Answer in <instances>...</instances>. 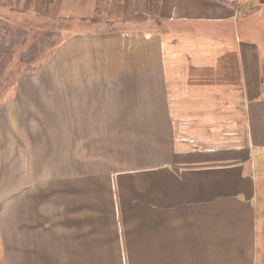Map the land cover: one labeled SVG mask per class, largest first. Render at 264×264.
<instances>
[{"label": "crops", "instance_id": "0c3cea01", "mask_svg": "<svg viewBox=\"0 0 264 264\" xmlns=\"http://www.w3.org/2000/svg\"><path fill=\"white\" fill-rule=\"evenodd\" d=\"M73 1L81 2L62 1L60 16L86 25L87 31L81 33L84 28H80L81 35L76 36V44L69 48L78 58L70 67V76L56 83L59 86L63 82L64 89L73 95L71 108L78 118L71 130L72 144L68 149L71 175H62L57 181L58 198L69 208L68 212L76 214L79 187L84 186L86 177L93 172L86 168L79 175V165H87L84 158L89 157L88 151L91 157L94 155L93 118L117 115L115 107L111 109L107 103L115 99L112 96H118L120 110L133 109L136 113L131 114L136 117L142 116L140 102L144 101L149 106L146 116L151 119L150 157L161 171L151 176V232L146 231L149 235L141 239V252L145 254L121 251L110 254V247L96 254L89 253L94 243L102 244L105 249V243L111 241L108 222L85 218L50 220L51 217L45 221L16 223L10 226V235L0 223V238L6 247L5 262L0 252L2 264H11L5 235L9 244L12 239L16 245L35 246V252L25 254L28 264H153L156 260H161V264L181 261L192 264L188 251L192 253L191 247L201 248L195 237V225L208 228L210 237L215 238L213 245H207L211 256L206 259L224 264H255L258 234L253 225L258 196L254 177L250 175H254L251 165L255 164L250 150L261 144L264 148V137L255 135V113L246 103L245 80L246 107L241 112H246V124H242L239 109L234 105V89L230 86L234 81L231 69L226 75L231 62L221 57L222 52L236 49L241 59L234 65L243 69L246 66L244 52L237 45L242 0H162L153 28L128 26L120 33L90 28L92 15L84 13L83 8L72 13ZM257 2L264 4V0ZM120 47L124 51L119 59L111 50L119 51ZM120 73L130 80L128 85L120 80L116 82L115 76ZM132 90L134 95L130 94ZM257 131L262 132L259 128ZM82 145L88 151H83ZM260 154L263 155V150ZM36 186H39L38 194L48 188L47 183H31L32 188ZM155 190L160 197L157 203ZM73 199L74 210L68 204ZM80 211L84 207L77 214ZM184 238L189 241L188 247L184 246ZM111 257L113 260L108 262Z\"/></svg>", "mask_w": 264, "mask_h": 264}, {"label": "rangeland", "instance_id": "374dc122", "mask_svg": "<svg viewBox=\"0 0 264 264\" xmlns=\"http://www.w3.org/2000/svg\"><path fill=\"white\" fill-rule=\"evenodd\" d=\"M40 1L37 0V4ZM80 1H73L70 4L72 13L83 8L84 13L92 15L89 18V27L97 31L120 33L122 28L128 26L150 29L155 25V19L152 17L145 22L125 21L122 11L125 0H103L101 19H95L98 0ZM238 11L239 42L237 45L244 52L246 66L243 69L241 65H234V62L241 59L236 49L231 52H222L221 57L223 61L229 58V63L231 62L226 75L231 69L234 81L230 86L234 89V105L239 109L242 124H246L244 121L246 112L245 114L241 112V108L246 107L243 96L245 80L246 103L249 110L255 113V135L262 138L264 137V4H260L257 0L255 3L251 0H242ZM0 17L16 25L29 24L34 28L33 35L16 51L0 85V223L4 231L10 235V226L16 223L45 221L51 217L50 220L85 218L89 221L108 222L111 232V241L105 243V249L102 244L94 243L89 253L94 251L96 254H101L110 247L112 249L110 254L117 251L145 254L141 252V239L145 234L149 235L146 231L151 232L153 203L151 176L155 171L161 173L158 167L152 164L150 157L151 119L146 116L148 104L144 101L140 102L142 114L140 117L131 114L136 113L133 109L125 110L126 107L124 109L126 116H123L124 110L119 109L118 96L115 95L112 96L115 99L107 103L111 109L115 107L117 115L93 118L96 126L92 143L94 155L91 157L90 150L88 151L84 145L80 146L83 151H88L89 157L84 158L87 165H79V175H82L86 168L93 172L86 177L84 186L79 187V204L76 211L78 212L81 207H84V211L71 214L68 212L69 208L60 203L58 198L60 189L59 184L56 183L62 175L70 174L68 149L72 144L71 130L78 118L71 108L73 95L70 96V91L64 89L63 82L59 86L56 83L70 76V67L78 58L77 53H70L69 48L76 44L78 40L76 36L81 35L80 28H84L81 33L87 31L86 25L82 26L81 23L74 22L67 16L61 17L60 13L44 15L39 5L34 10L22 12L0 8ZM227 27L231 28L230 25ZM48 29L60 32L58 47L34 63V66L23 65L20 61L21 55L27 52L34 41ZM85 39L86 37H83V40ZM123 51L124 48L120 47L119 51L111 50V54H118L120 59L123 57ZM86 53L87 51L84 52ZM115 77H117L116 82L120 80L127 85L130 82L129 79L124 78L123 73ZM225 83L223 81V84ZM130 94L134 95L133 90ZM258 128L262 132L258 133ZM86 144L90 146L87 142ZM250 154L254 155L255 163L251 165V172L254 175H250L254 177L255 194L258 196L257 205L254 206L257 218L253 225L254 231L258 234L255 242V264H264V148L262 144L255 145L254 150H250ZM66 161L68 162L61 168ZM88 179L90 181H86ZM32 182L41 185L47 183L48 188L41 190L40 196L37 192L39 186L32 188ZM248 185L250 187L251 183ZM44 197L47 198L43 201ZM154 198L160 199L157 190H155ZM62 200L64 202V199ZM68 204L73 210L75 209L74 199L72 204L70 201ZM66 210L69 214H66ZM233 224L234 221L231 225ZM105 226L102 225V227ZM189 227L188 225L187 228ZM193 228L201 248L197 251L191 247L192 253L188 251L187 256L191 259V263L224 264L222 261L214 262L205 258L211 256L207 245L215 243V238L210 237V230L200 225H195ZM98 230L95 229V231ZM169 236L172 237L170 232ZM183 240L184 246L188 247L189 241L186 238ZM103 241L105 242L106 238ZM5 243L11 250V264H28L25 254L35 252V246L29 243L16 245L11 239L9 244L6 235ZM0 252L1 259L5 262L6 247L2 238H0ZM36 257H38L37 253ZM8 260L7 257V263ZM112 260L111 257L107 261ZM189 263L188 261L179 262V264ZM153 264H161V260H156Z\"/></svg>", "mask_w": 264, "mask_h": 264}, {"label": "trees", "instance_id": "16d2710c", "mask_svg": "<svg viewBox=\"0 0 264 264\" xmlns=\"http://www.w3.org/2000/svg\"><path fill=\"white\" fill-rule=\"evenodd\" d=\"M63 0H0V8L15 11H31L38 5L44 15H58ZM103 0H99L96 7L95 19H101ZM162 0H125L123 6V19L125 21L145 22L149 17L157 18L161 12ZM7 18V17H6ZM34 28L29 24L16 25L13 22L0 17V85L2 78L9 68L16 51L24 45L33 35ZM59 31L48 29L34 41L33 46L20 57L23 65H31L44 58L47 53H51L58 47ZM0 264H2L0 260Z\"/></svg>", "mask_w": 264, "mask_h": 264}]
</instances>
